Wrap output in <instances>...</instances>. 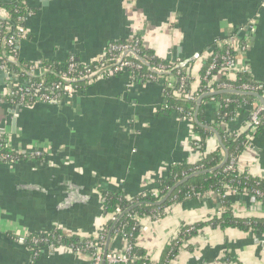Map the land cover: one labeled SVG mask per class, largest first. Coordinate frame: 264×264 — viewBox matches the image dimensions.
<instances>
[{
    "label": "crops",
    "instance_id": "1",
    "mask_svg": "<svg viewBox=\"0 0 264 264\" xmlns=\"http://www.w3.org/2000/svg\"><path fill=\"white\" fill-rule=\"evenodd\" d=\"M28 4L33 14L24 22L26 36L17 46L18 64L24 67L53 62L61 66L71 57L96 65L110 45L138 35L161 60L183 64L197 57L191 61L194 90L205 55L219 40L235 34L245 41L237 67L248 70L249 81L264 84V0H29ZM21 82L0 70V95ZM162 84L132 82L126 70H111L87 82L71 98L59 96L55 104L22 107L0 101V142L20 154L40 153L9 166L0 164V264H91L86 255L46 247L35 257L17 238L54 230L94 238L106 222L103 192L135 199L154 190L171 167L194 164L203 153L219 147L215 137L196 147L198 135L191 123L163 111L167 97ZM258 104L255 99L243 105L244 110L220 129L228 137L244 132ZM217 109L218 105L209 107L205 114L212 125ZM238 164L264 179V132L249 141ZM231 199L238 217L264 218V207L255 199ZM220 210L216 195L208 194L172 204L156 219L144 216L140 224L148 231L138 236L137 246L157 264L183 225L206 222ZM125 243L121 237L111 238L108 252L121 255ZM227 258L234 259L232 264H264V236L207 227L182 244L171 264H223Z\"/></svg>",
    "mask_w": 264,
    "mask_h": 264
},
{
    "label": "trees",
    "instance_id": "2",
    "mask_svg": "<svg viewBox=\"0 0 264 264\" xmlns=\"http://www.w3.org/2000/svg\"><path fill=\"white\" fill-rule=\"evenodd\" d=\"M29 0H16L14 3L3 4L0 7L6 12L8 19L14 23V28L18 26L24 25L22 19L26 16V13L29 10H34L29 6ZM0 24L5 25L6 23L1 22ZM0 33L5 36V30L0 26ZM225 39L219 40L223 42ZM129 41H121L115 44H127ZM114 45V44H112ZM17 46L15 45L8 49L7 52L13 53L16 51L15 58H17ZM224 55H228L237 59V53L228 49V47L221 43L218 47L212 48L206 55L204 60H202L200 64V69L198 72V85L197 89L192 90L191 82L192 77L190 75L195 62H191L186 66H181L182 63H171L166 60H161L157 58L155 53L152 50L145 48L143 45L140 47L139 56L144 58V56L149 57L148 62L150 68L156 67L157 65H162L165 69H167L170 73L167 76H160L158 80L162 81L163 89L165 93H168V97L166 99L165 105L168 106V110H163L167 113H175L180 119L192 120L193 116L189 117V113L194 114L196 109V103L189 102L183 99V94L185 92H193L194 95L202 96L209 89H213L214 91H220L218 88L220 83H232L234 87H238V85L242 83H249L248 76L238 74L235 77V81H230L225 78V76H221L219 80H214L213 77L219 75V70L211 71L209 75H207L208 70L210 69L212 60L217 57L216 61L219 65L220 58ZM105 63V58L104 62ZM76 70L74 74L77 76L80 71H83L85 68L84 64H81L77 59H75ZM42 65V64H41ZM93 66L95 64H89ZM68 64L58 65L53 63L43 64V67L48 69V73L42 75L40 78H32L27 74V70L30 67H24L18 64V59L16 64L8 63V71L14 78L20 79L22 82L18 84L19 87L25 86V81H30L32 85H37L43 83V89L40 91H34L35 94L47 93L50 96L57 97L55 92L49 89L50 84L59 82L60 75L67 71ZM131 73L130 78L133 82H145V75L150 74L147 66L143 67L140 71L130 70L129 68L126 70ZM171 80L173 85V89H177L181 84L183 79V90L180 94V97L175 98L172 96V89L167 87L166 78ZM157 80V81H158ZM214 80V81H211ZM156 81V82H157ZM209 82H212L211 85H208ZM86 80L77 81L75 83V87L77 90H81L84 85H86ZM260 95L264 99V94L260 93ZM11 99L8 98L6 102H10ZM255 102V99L247 96H239V95H218L213 97L204 98L199 110H198V121L203 125H208L214 127V129L219 133L221 142L223 146L228 151L229 157L225 166L215 172L201 174L191 178L189 181L179 186L171 195V197L161 206H155L154 203L161 200L170 189H172L178 182L182 181L187 176H190L196 172L202 171H210L217 167L222 160V151L219 147L216 150L209 152L204 155L201 159L191 165H179L174 166L169 169L168 175L165 178L158 179L155 183V189L152 191L158 192L157 196H154L152 191H147L142 195L138 196L135 199L128 200L123 197L120 193L105 191L102 193V203H103V212L106 217V222L101 228V234L107 235L111 228L114 225L112 231V238L115 236L121 237L124 240L129 242L131 245L130 254L128 255L130 264H152L147 258L146 251L137 246V238L139 236V229L136 226L135 216L136 217H144L151 216L153 217H161L169 206L172 204H179L185 202V196L189 192L192 194H196L201 198L206 197L208 194H225L226 198L224 200H220L221 210L218 216H214L210 218L206 222L195 223L191 226L183 225L179 231L176 239L170 241V243L165 247L163 253L160 256L159 262L157 264H171L172 260L178 254L182 244L188 242L192 238L196 237L204 228L209 227L210 229H218L221 231H225L227 229L238 230L241 232H249L252 231L255 234L264 236V218H241L235 214V207L233 206V201L231 197L236 196H246L249 199H255L256 202L261 203L264 207V199L262 197H258L254 194L255 190H259L262 194H264V179L259 177H254L250 175L244 169L241 170L239 168L238 159L243 151L246 150L249 141L260 135L264 132V115L261 117V124L254 131H250L249 121H247V129L234 136L228 137L224 132V129H220L221 124H227L230 119L233 118V112H242L244 108H237L239 104H243L244 106L251 105ZM214 105H218V109L214 113L215 121L214 124H210L205 120V114L209 107H213ZM181 108L182 113H176V108ZM247 115V114H246ZM249 119V117H248ZM191 126L193 132L198 135L199 142L201 145H204L205 141L208 138H213L214 135L211 132H208L198 125H196L193 121L191 122ZM6 153L5 151H0V154ZM15 153V152H14ZM13 154V153H12ZM20 160L32 159L30 155L26 154H17L14 155ZM231 160H236L235 163L237 168L240 169L242 174L225 172L226 166L229 164ZM0 164H2L0 162ZM229 192V193H228ZM228 193V195H227ZM136 207L132 208L134 205L138 204ZM120 209L124 214L115 224L112 220L114 217L116 209ZM134 229V230H133ZM37 237V236H34ZM43 237H50L52 242H54L55 246L63 245H75L79 241V237L76 236H65L63 232L60 230H54L49 234L43 235ZM92 240V238H90ZM106 241V239H105ZM25 246L31 251L33 254L37 252L38 249L44 248L45 246L41 245L40 247L37 245H32L28 242ZM235 263L234 259L227 258V261L223 264H232Z\"/></svg>",
    "mask_w": 264,
    "mask_h": 264
},
{
    "label": "built area",
    "instance_id": "3",
    "mask_svg": "<svg viewBox=\"0 0 264 264\" xmlns=\"http://www.w3.org/2000/svg\"><path fill=\"white\" fill-rule=\"evenodd\" d=\"M33 14L32 10H29L26 13V16L22 19V22H25L27 18H29ZM4 19H8V16L4 10L0 11V21L6 23L5 25L0 24L1 27L5 30V36L3 37V34L0 33V70L4 72L8 71V63L16 64L17 58H15L16 51H13V53L7 52L9 48L13 47L15 45H18L19 41L23 39L26 36V29L25 26H18L16 28H13L10 26V24ZM129 42L127 44H114L110 45L106 52H105V63L104 58L102 60V63H98L96 65L90 66L85 65V68L83 71H80V73L77 74V76L74 74L76 70V64L75 59L73 57L69 58L67 61V71L60 75L59 82L52 83L49 86V89L57 95V97L50 96L47 93L42 94H35L34 91H40L43 89V83L37 85H32L30 81H25V86L19 87L15 84L13 88L9 90L8 93L0 95V101L5 102L8 98H10L12 103L18 104L22 107H31L36 103H46V104H55L58 103V101L61 99L59 96L64 98H71L75 93L79 92L77 90V87H75V83L77 81L86 80V82H89L91 80H94L96 77H103L107 76L108 72L115 71L119 72L122 70H127L128 68L134 71H140L145 67L146 63L148 64L147 68L150 70L148 75H145V82H156L160 76H167L169 75V71L165 69L162 65H157L156 67L150 68V64L148 62L149 57L144 56V58L139 56L140 47L142 45V39L141 36H134L131 40H128ZM221 43L225 44L228 49L234 51L237 53H241L245 49V41L244 39H239L238 36L235 34H231L225 38L223 42L218 41L216 43V46L218 47ZM17 49V48H16ZM7 50V51H6ZM136 57H139L137 59ZM217 57H215L212 60L210 69L207 72V75L211 73V71L219 70V75L216 77H213L214 80H219L221 76H225L227 80L235 81V77L238 74L248 76V70L244 67H237L236 65V59H234L231 56L224 55L220 58V63L218 65L216 61ZM145 64H144V63ZM176 63H179L176 61ZM27 74L32 78H40L42 75L48 73V69L43 67L42 65L32 66L27 70ZM131 75V73H129ZM35 75V76H34ZM38 75V76H36ZM182 82L181 85L177 89H173V85L171 83V80L167 77L165 79L167 87L169 89H172V96L175 98L180 97V94L183 90V79H181ZM211 80V81H214ZM198 81V80H197ZM212 82H209L208 85H211ZM232 83H220L218 85V88H220V91L224 90H237L240 92H251V93H263L264 94V84L262 83H242L238 85V87H234L231 85ZM216 92L213 89H209L207 93ZM206 94V93H205ZM165 95L168 97V93H165ZM199 95H194L193 92H185L183 94V99L189 102L196 103L197 99L199 98ZM243 104L238 105V109L242 108ZM163 110H168V106L164 105ZM176 113H182L181 108H176ZM189 117L194 114H188ZM233 115L236 116L237 112H233ZM264 115V107L260 106L259 104L256 106L255 109H253L249 114V126L250 131L254 132L258 126L262 123L261 117ZM233 116V117H234ZM190 123L193 121V119L186 120ZM231 120V119H230ZM194 145L196 147H200L201 143L199 142V138L195 139ZM0 151H5L6 153L0 154V162L2 164L6 165H12L17 162H19V159L17 158V153L13 151L10 146L7 145V143L0 142ZM15 152V153H14ZM13 153V154H12ZM40 153H33L30 155V158L32 156H39ZM236 160H231L229 164L225 168V172H232V173H239L242 174L241 170L237 168V165L235 163ZM154 196L158 195V192L152 191ZM229 193V192H228ZM227 193V195H228ZM218 200H224L226 198V195L224 194H215ZM254 194L258 197H262L264 199V194H262L259 190H255ZM191 199H201L200 196L196 194H192L189 192L185 196V200H191ZM165 212V211H164ZM122 212L118 208L116 209L114 217H112V220L114 222L117 221L119 215H121ZM136 221V226L138 227L139 235L142 233H146L148 231V226L141 225L140 220H143V217H134ZM156 219V217H155ZM134 230V229H133ZM65 235V234H64ZM66 236V235H65ZM105 235L101 234V229L99 230L98 234L91 239L86 238H79V241L75 245H69V246H63L58 245L55 246L54 242H52L50 237H43V236H26V237H19L17 238L18 243L25 245L28 240L29 243L32 245L37 246H45L48 250H51V252L54 251H66L70 252L75 255H86L90 258L91 264H101L103 261V252H104V246H105ZM126 241V246L124 249V252L121 255H115L111 254L110 252L107 253L105 257V264H130L128 255L130 254L131 245H129V242ZM42 250V248H40ZM39 249L37 252H34L33 255L37 257L39 255Z\"/></svg>",
    "mask_w": 264,
    "mask_h": 264
},
{
    "label": "water",
    "instance_id": "4",
    "mask_svg": "<svg viewBox=\"0 0 264 264\" xmlns=\"http://www.w3.org/2000/svg\"><path fill=\"white\" fill-rule=\"evenodd\" d=\"M14 2H16V0H13V1H11V2H5V3H3V4H10V3H14ZM3 4H0V5H3ZM4 21L8 22V23L10 24V26L12 27V29L14 28V23L11 22L9 19H4ZM136 58L140 60L139 57H136ZM194 58H197V57H194ZM194 58H193V59H194ZM193 59H192V60H193ZM192 60H191V61H192ZM191 61H185L181 66H186V65H188ZM143 63H144V62H143ZM144 64H145V63H144ZM145 65L148 66L147 63H146ZM224 94H226V95H239V96L252 97V98H254V99H256V100L258 101V103H259L260 106L264 107V99H263V97H262L260 94H258V93L240 92V91H237V90H224V91H217V92L206 93V94L200 96V97L197 99V101H196V109H195V113H194V115H193V122H194L196 125H198L200 128H202V129H204V130H206V131H208V132H211V133L214 135V137H215V139H216V141H217V143H218V146H219V148L221 149L222 154H223V156H222V160H221V162L219 163V165H218L217 167H215L214 169H212V170H210V171L196 172V173H194V174H192V175H190V176H187V177L184 178L182 181L178 182V183H177L172 189H170V190L168 191V193H167V194H166L161 200H159V201H157V202L154 203L155 206H161V205H163L164 203H166L167 200H168V199L171 197V195L173 194V192H174L179 186H181V185H183L184 183H186L187 181H189L191 178H193V177H195V176H198V175H201V174H206V173H211V172L218 171V170L222 169V168L225 166V164L227 163V161H228V157H229V154H228V151L226 150V148L223 146V144H222V142H221V139H220L219 133H218L214 128L209 127V126H206V125H203V124L199 123V121H198V110H199V108H200V106H201V104H202L204 98H206V97L218 96V95H224ZM254 201H255V200L252 199V202H254ZM137 205H139V203L136 204V205H134L132 208L136 207ZM127 212H129V210L126 211V212H124V213H122L121 215H119L117 221H118V220H119L124 214H126ZM117 221L115 222V224L117 223ZM113 228H114V225H113V227L111 228V230L109 231V233H108V235H107V238H106V241H105V246H104V252H103V261H102L101 264H105V257H106V255H107V253H108V248H109V243H110L111 238H112V231H113Z\"/></svg>",
    "mask_w": 264,
    "mask_h": 264
}]
</instances>
